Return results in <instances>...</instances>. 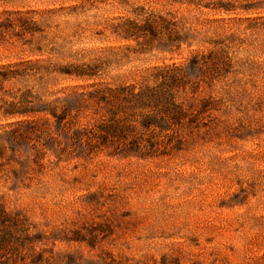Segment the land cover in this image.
<instances>
[{
	"label": "rangeland",
	"instance_id": "1",
	"mask_svg": "<svg viewBox=\"0 0 264 264\" xmlns=\"http://www.w3.org/2000/svg\"><path fill=\"white\" fill-rule=\"evenodd\" d=\"M151 15L185 42L116 34ZM210 52L228 73L188 75L219 110L165 157L88 154L50 115L3 114L61 100L71 135L97 118L83 93ZM1 75L0 264H264V0H0ZM26 121L39 142L5 134Z\"/></svg>",
	"mask_w": 264,
	"mask_h": 264
},
{
	"label": "trees",
	"instance_id": "2",
	"mask_svg": "<svg viewBox=\"0 0 264 264\" xmlns=\"http://www.w3.org/2000/svg\"><path fill=\"white\" fill-rule=\"evenodd\" d=\"M147 33L153 38L163 37L167 43L177 44L178 47L185 42L169 21L152 15L146 18L145 25L125 21L116 28V34L123 39H137ZM229 61L223 52L196 54L187 65L156 69L138 83L83 93L84 103L93 106L97 118L89 128L74 130L71 135H68L69 124H72L71 110L61 100L30 107L34 97L28 91L18 102L8 103L3 114L7 118L50 115L58 131L79 144L88 154L105 151L113 157L143 160L165 157L182 151L187 136L210 126L212 115L219 110V106L211 98H198L199 82L204 81V76L208 77V84L220 80L228 73ZM189 72L201 73V81L193 82ZM68 74L77 77L86 75L77 72ZM11 78H15L14 75H1L0 84ZM5 134L15 140L39 142L45 132L37 122L26 121Z\"/></svg>",
	"mask_w": 264,
	"mask_h": 264
}]
</instances>
